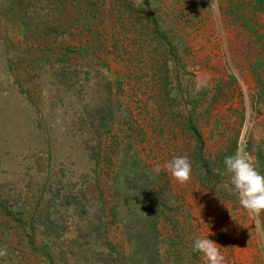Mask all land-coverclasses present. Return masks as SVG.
Masks as SVG:
<instances>
[{
    "label": "rangeland",
    "instance_id": "obj_1",
    "mask_svg": "<svg viewBox=\"0 0 264 264\" xmlns=\"http://www.w3.org/2000/svg\"><path fill=\"white\" fill-rule=\"evenodd\" d=\"M238 144L264 173V0H0V264H203L208 230L264 264Z\"/></svg>",
    "mask_w": 264,
    "mask_h": 264
},
{
    "label": "clouds",
    "instance_id": "obj_2",
    "mask_svg": "<svg viewBox=\"0 0 264 264\" xmlns=\"http://www.w3.org/2000/svg\"><path fill=\"white\" fill-rule=\"evenodd\" d=\"M223 164L226 177L223 187L236 195L239 205L256 220L264 214V173L256 169L239 144L232 155L224 157ZM163 168L181 185L191 180L192 165L187 156H175L166 161ZM156 171L159 172L160 168L157 167ZM210 234L208 230L206 236L195 237L192 251L200 254L203 264H225L221 246L209 239ZM3 255L6 252L0 251V256Z\"/></svg>",
    "mask_w": 264,
    "mask_h": 264
},
{
    "label": "trees",
    "instance_id": "obj_3",
    "mask_svg": "<svg viewBox=\"0 0 264 264\" xmlns=\"http://www.w3.org/2000/svg\"><path fill=\"white\" fill-rule=\"evenodd\" d=\"M75 10L77 12V15H75V17L72 19V23L74 25H76V26L79 25V23H81L82 26H84L83 28L89 30L90 29V24L87 21L86 13L83 12V14H82L81 11L79 10V8H77V7H76ZM44 32L45 33L49 32L48 25L44 28ZM88 52H89V50L85 51V54H88ZM98 61H100V60H98ZM4 200L7 201L6 197L4 195L3 196L1 195L0 207L5 206L6 201H4ZM43 224H44L45 228H52L55 232L57 231L56 224H54V223H53V225H52V223H43ZM107 244H109V243L107 242ZM47 260H48L49 264H55V260L52 257H48ZM89 264H95V263L92 262V263H89Z\"/></svg>",
    "mask_w": 264,
    "mask_h": 264
}]
</instances>
